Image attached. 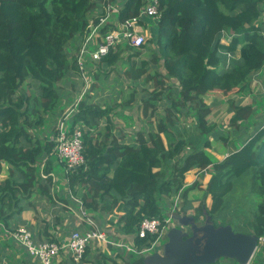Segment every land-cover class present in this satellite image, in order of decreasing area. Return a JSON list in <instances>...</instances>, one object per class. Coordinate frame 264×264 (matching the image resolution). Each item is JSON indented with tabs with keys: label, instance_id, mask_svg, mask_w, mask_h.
Instances as JSON below:
<instances>
[{
	"label": "trees",
	"instance_id": "16d2710c",
	"mask_svg": "<svg viewBox=\"0 0 264 264\" xmlns=\"http://www.w3.org/2000/svg\"><path fill=\"white\" fill-rule=\"evenodd\" d=\"M148 1L0 0V173L5 174L0 178V224L7 231L23 224L22 212L37 215L41 202L53 210L54 224H60L63 212L70 214L66 207L78 210L75 198L85 212L101 217L122 212L117 232L132 236L140 249L155 238L137 236L141 220L162 218L165 200L179 191V213L193 211L200 225L209 217L219 227L229 224L224 219L228 211L242 210L229 204L233 200L238 205L234 193L244 187L259 198L246 233L264 240V110L257 116L256 104L229 101L231 115L222 127L207 121L210 106L204 102L214 91L252 93L253 77L264 68V0H156L159 17L147 23L148 45L155 49L117 45L96 62L97 70L113 69L124 52L132 53L126 59L131 88L126 104L140 103L145 127L127 140L109 117L122 104L102 108L79 101L70 124L82 132L84 164L64 172L66 191L53 189V174L63 162L55 155L53 141L40 133L63 108L59 84L79 73L75 53L82 38L105 17L108 6L118 2L116 22L122 23L137 17ZM114 27L105 23L100 31ZM224 35L228 45L221 43ZM236 53L238 58L226 68L227 54ZM140 54L148 59L139 60ZM151 65L154 70L149 72ZM51 132L53 138L55 127ZM229 139L235 148L221 160L209 152L213 142L224 146ZM193 170L200 179L210 174L197 207L186 191L200 188V181L184 184L185 174ZM208 196L211 204L206 207ZM45 205L40 213H45ZM41 222L45 226L35 238L54 240L47 233L48 223ZM259 243L262 251L264 242ZM92 247L77 264H143V257H125L124 250L115 252L117 261ZM112 248L106 249L114 253ZM18 252L12 241L0 243V264ZM262 255H254L250 264H264ZM23 256L22 261L31 264L25 252Z\"/></svg>",
	"mask_w": 264,
	"mask_h": 264
},
{
	"label": "built area",
	"instance_id": "2783aa9c",
	"mask_svg": "<svg viewBox=\"0 0 264 264\" xmlns=\"http://www.w3.org/2000/svg\"><path fill=\"white\" fill-rule=\"evenodd\" d=\"M106 15L100 19L98 25L91 28V30L82 38L80 46L75 53L76 65L84 83H89V74L87 72L86 64L88 61H100L102 57L106 56L109 51L114 50L117 45H124L131 48H140L145 43L143 30L139 27L142 17H151L155 20L159 17L157 11V1L149 0L147 4L141 9L137 17L128 19L122 23H117L114 28L108 29L102 33L100 28L107 23L110 17V12L113 10L112 6L106 9ZM145 35V34H144ZM82 79V80H83ZM78 102L74 104V109L70 114L64 113L58 120L55 126V134L51 139L54 143V152L59 161L65 165V173L73 171L74 169L84 164L83 157V139L82 132L79 127H71V115L75 111ZM180 199V191L175 196V202L172 209L167 216L162 218H144L139 224L137 236L140 239H148L152 236L155 238L147 243V245L137 248L132 242L129 247L122 243L114 242L109 238L106 233L96 226L91 220L88 219L85 211L79 204V212L90 226L89 229H79L71 232L69 237L63 241L54 240H36L33 233L25 226L16 227L13 231H6L7 239H10L25 249L27 254L34 258L38 264H52L60 252L65 251L69 253L73 262L79 263L88 246H104L111 245L124 250L127 248L129 253H134L143 257L145 254L155 250L158 251L159 243L168 233L172 224H177L174 219L175 208H178L177 200ZM264 242L263 239H261ZM125 251V250H124Z\"/></svg>",
	"mask_w": 264,
	"mask_h": 264
},
{
	"label": "rangeland",
	"instance_id": "374dc122",
	"mask_svg": "<svg viewBox=\"0 0 264 264\" xmlns=\"http://www.w3.org/2000/svg\"><path fill=\"white\" fill-rule=\"evenodd\" d=\"M112 20H114V18H112ZM143 36H144V39H145V43L144 44L148 45V40L150 39V32L148 31V34L147 33H143ZM121 46L125 47L124 45H121ZM148 46H150L151 49H155V46L152 43H150ZM129 55H132V53H127V51H126V52H124L122 54V57H124V58L125 57H129ZM139 59H148V57L144 56L143 54H140L139 55ZM125 65H126L125 62L119 61L116 64V66L114 67L115 69L113 68L114 71L109 72V73H111V78L114 77V76H117L118 79L123 82V85L116 84L114 90H111V91H109L108 88L99 90L100 85L97 82L95 83L94 81H92V79L90 77V73L95 71V69L91 70L92 69L91 67L87 68V72L89 74V83L88 84L84 83L85 80L82 78L80 73H78L77 75H74L72 77V81L71 82H66L65 85L60 83L59 87L63 88L64 97H65V98H63L61 100V105H63V108L59 112V114L57 115L58 117L48 120L47 125L45 126V128L42 130V132L40 134L47 136L51 140L52 139V133H53V132H51V130H52L53 127H55L57 125L58 120L62 117V115L64 113L70 114L72 112V109H74V104L76 102H79V101L84 100V99L88 100V101H89V99H92L93 101H95L99 105H102L103 104L102 100L105 99V98H108L110 96L109 93H114L115 95H114L113 98H115V100L118 99L120 101L119 103L122 104V105H120L121 107H120L119 110L124 111V110H127L126 108H129L130 106H132L131 104H126V100L128 99V97L130 95L131 88H127L128 81L125 80L126 76L124 74V71L126 70L125 69V67H126ZM152 68H154V65H151L149 67V72L152 71ZM113 69H111V70H113ZM160 69H162V68L161 67L157 68V70L161 72ZM162 72H164L163 69H162ZM262 73H263L262 76L259 77V78L253 77L254 81L252 80L250 85H251L253 96L257 93V95L254 96L255 99H256L257 104L259 103L258 105L261 106L264 109V72H262ZM98 79H100V80L102 79V74L98 75ZM119 80H117V82H119ZM149 84H151V82ZM92 85H95V87H91ZM78 90H79V92L77 94L76 92ZM214 92H218V91H214ZM218 93H219V94H217L218 95V99L223 100V102H224L223 110L222 111H220V110L215 111V109L212 110L210 108V114L207 116V121L209 123H210V121L211 122H216V123L222 122L223 123L222 127H224V125H227L228 122H229V115L226 114V110H227L229 101L236 102V101L239 100V101H241L242 105L250 104V103L253 102L252 101V97L247 96L246 98L245 97L242 98L241 96H239V94L236 92V90H233L232 92H230L227 95H224V94H222L220 92H218ZM208 95H209L208 96V98H209L208 102H210V101H212L213 99L216 98V97L213 98V96L215 95V94H213V92H211ZM132 112L135 115V114L138 113V109L137 110L134 109ZM118 113H119V111H118ZM227 113H228V111H227ZM262 114L264 115V111L262 112ZM119 118H120L119 115H116V114L113 115V120L114 121H119L120 120ZM186 121H187V123H189L190 120H186ZM140 124H141V129L145 127V123H138L137 121H135L133 123H130L128 126L124 125L123 127L129 132H133V131L139 129ZM228 133L229 132H227V134ZM236 145H238V144H236ZM234 148H235V146L232 144V141L229 139L228 143L226 145H224V146L222 144L218 143V142H216V143L213 142L212 143V147L209 150V152L214 157H216L218 160H221L223 158V156L225 155V153H229L230 151L234 150ZM64 171H65V165L64 164H58L57 169L55 171V176H56L57 185H59L62 188L54 186V189L58 188V190L66 191L65 183H64L65 182V180H64ZM188 176H189V178L191 177L190 178L191 179L190 180L191 181L190 185L193 184L197 180H199L200 183H201L200 188L190 189V190L186 191L187 198L195 200L194 203H193V206L197 207L203 200V191H202V189H204L206 187V184H207V182L210 179V174L209 173H205L204 177H202L200 179V177H201L200 173L198 171H196V170H193L191 173L188 174ZM184 184H186L185 181H184ZM185 187H188V186H185ZM234 196H235L234 198L237 201L238 205H236L233 202V200H231L229 205L233 204V205H235V208L238 207V206H241L242 210L240 208L238 210L237 209H235V210L231 209L230 211H228L224 215V219L229 221L228 225L231 226V229H232V231L234 233H243V234H247V235H252L251 233H246V231H248L247 223L252 220L250 217L253 216V212L256 209L257 203L259 202V198L257 197L256 192L254 190H250V188H248L247 191H246L244 189V187H242L240 189H237L236 192L234 193ZM174 202H175V196L172 197L169 200H165V206L167 208H166L165 212L163 213L164 217L167 216L170 213V211L172 209V205L174 204ZM177 203H178V208H175L174 216H179L181 214V213H179L180 206H181V203H182L181 198L177 200ZM204 203H205L206 207H209L210 204H211V198L208 196L205 199ZM236 210L239 212V214H238V212L236 213ZM192 213H193V211H189V214H192ZM195 224H196V226L200 227V224L197 223L196 221H195ZM175 226H176L175 224L171 225V227H175ZM0 227L3 228V232L2 233L6 236L7 229H5L4 226H2V225H0ZM177 229H180L184 234L188 233V228L187 227L184 228V227H179L178 226ZM75 230H79V229H75ZM72 231H74V230H71V229L68 230V234H67L68 236H66L65 239L67 237H69V235L71 234L70 232H72ZM103 231L106 233V235L108 237L110 236V238L112 240H114V242L122 243V244H125V245L129 246V247L132 246L131 240L127 241L128 238L127 239H123V238L121 239V237L118 238L116 236V234H117V227L116 226L112 225L109 228L106 227V228H104ZM2 233L0 234V237H1ZM120 235L124 236L122 234H120ZM6 238H7V236H6ZM167 240L168 239L166 238V239H162L160 241L159 247H158V251H157L158 253L162 254V252H160V247H163V246L165 247L166 243H168ZM6 241H8V244L10 243V240H8V239H6ZM260 242H262V241H260ZM0 243H3V242H0ZM260 245H261L260 243L257 245V248H256V251H255L254 255H256L257 253H260V252L262 254V251H263L262 261H264V249L261 251ZM107 246H111V245H104V246H102V245L101 246L94 245L92 248L96 249V250L100 249L99 251H102V249L103 250L106 249ZM112 247H113L112 249H114V253H112V254L110 253V256L112 258H114L115 260L120 261V259H117L115 257V255H116L115 252L117 251V249H119V252H122L123 249L117 248V247H114V246H112ZM90 250L91 249H89L87 252H89ZM124 250H125L124 251V256L126 257V255L129 253L128 251H130V250H127L126 247H124ZM130 254L133 255L132 256L133 259L139 258V255H137V254H134V253H130ZM153 254H155V250L145 254L143 256L144 257L143 264H163L159 260V258L157 256H153L150 260H148V258H150V256L153 255ZM90 255H93V252H91ZM23 257H24L23 256V252L19 251L17 254L14 255V259H11V260L7 261L6 264H15L16 263V259L22 261ZM59 257H62L63 261H67V264H73L72 262L70 263L67 260L68 258H70V255H69V253H65V251L60 252L59 256L56 259L53 260L52 264L55 263L58 260ZM168 263H170V262H168ZM215 264H236V263L231 262L227 258H221Z\"/></svg>",
	"mask_w": 264,
	"mask_h": 264
},
{
	"label": "crops",
	"instance_id": "0c3cea01",
	"mask_svg": "<svg viewBox=\"0 0 264 264\" xmlns=\"http://www.w3.org/2000/svg\"><path fill=\"white\" fill-rule=\"evenodd\" d=\"M104 8L105 7H102V10ZM117 12H118V2H117V4L113 5V10L110 12V17L107 19V24H109L110 26H114V25L117 24V22H116ZM112 18H114V20H112ZM150 20L152 21V20H155V19L151 18V17H142L139 27L143 30V33H147L148 34L149 26H148L147 23ZM221 43L224 44V45H228V40H227L225 35H224ZM127 58L128 57H125V58L122 57V60H121V62H125L126 63L125 69H128V66H129V64H128L129 62L126 61ZM232 58L237 59L238 58V53H236L235 55L227 54V56H226L227 63H226V66H225L226 68L229 66V61ZM132 59H133V57H132ZM133 60H135V59H133ZM139 60H137V61H139ZM86 67L87 68L91 67L92 68L91 70L95 69V71L90 73V77H91L92 81H94L95 83L97 82L100 85L99 90L108 88V90L111 91V90H114L116 84L123 85V82L121 80H119L117 76H114V77L111 78V73H109V72L114 71L115 68L113 70H111V69H107V70L98 69L97 70L98 67L96 66V64L94 62L92 63L90 61L87 62ZM152 70H154V68H152ZM160 70L162 71V69H160ZM125 71H124V74L126 73ZM262 72H264V68L262 69V71H260L254 77L255 78L261 77L262 74H263ZM99 74L100 75L102 74V79L101 80L98 79V75ZM126 78L127 77H125V80L128 81V83H127V88H128V85H130V81L128 79H126ZM117 80H119V82H117ZM253 81H254V78H253ZM93 87H95V85H93ZM141 87H137V92H138L139 95L142 94V92L140 91ZM78 92H79V90L76 93L78 94ZM109 94H110V96L108 98H105V99L102 100V103H103L102 105H99L98 103H96L92 99H89V101L88 100L87 101L90 102V103H94V104H96L98 106H101L102 108H104L106 106H111V105L113 106V105L118 104L120 102L118 99L115 100V98H113L114 95H115L114 93H109ZM213 94H215L213 96V98L216 97L215 99H213L212 101L208 102V100H209L208 96L209 95H206L204 97V102L208 106H210V108L212 110L215 109V111H217V110L222 111L223 107H224L223 106V104H224L223 100L218 99V95H217V94H219L218 92H213ZM256 95H257V93L254 96H256ZM239 96H241L242 98L243 97L246 98L247 96L252 97V101H253L252 104H256L257 105L256 108L259 110L258 113H257V116H259L261 114L262 110H264L261 106L258 105L259 103L257 104L256 99L253 96V93H251L250 95H239ZM236 102H239V100L236 101ZM131 105L132 106H130L129 108H126L127 110H124V111L119 110L121 106L117 105V107L110 113V116H109L111 118L112 124L115 126L114 130L116 129V132H117V130L121 129L122 132L124 134H126V139L127 140H129L136 131H139L141 129V124H140L139 129H137V130H135L133 132L127 131L123 127L124 125L128 126L130 123H133L135 121H137L138 123H145V120L141 116L140 103L138 101H134V102L131 103ZM245 105H249V104H245ZM134 109H136V110L138 109V113L135 114V115L132 112ZM227 110H228V107H227ZM227 110H226V114H228L229 117H230L231 114H229V112L227 113ZM118 111H119V113H118ZM114 114L120 116V118H119L120 120L119 121H114L113 120V115ZM210 123H214L217 126H222V124H223L222 122L216 123V122H211V121H210ZM224 127H226V125H224ZM191 172L192 171H189L188 173L185 174V178H184V181L186 182L185 186H190V183H191V181H190L191 179L190 178L191 177L189 178L188 174L191 173ZM3 177H5V174H4V172H1L0 173V178H3ZM53 178H54V186L60 187L59 185H57L55 173L53 174ZM187 178H189V180ZM60 188H62V187H60ZM53 189H54V187H53ZM54 190L57 191L58 188L54 189ZM77 200L78 199L73 198V202L74 203H76ZM41 203L43 205H45L43 202H41ZM193 203H192V205H193ZM42 204L37 205V210H36L37 211V215L34 214L35 213L34 211H24V212H22L21 213V220L23 221V224H19L16 227L25 226L26 228H28L33 233L34 237H36V236H38L37 232L39 230H43V228L45 226V223L41 222L42 220H44L49 225L48 228H47L48 235L51 238H53L54 240H58V241L65 240V237L68 236L67 234H68V230L69 229H71V230L73 228H75V229H86V227H89L88 221L83 216H81L79 210H75L76 208H73V207H70V206L66 207V208H68L70 214L63 212L64 213V220L62 221V223L54 224L55 221L53 220V210L48 208L45 205V208H46L45 213H40V208L39 207H41ZM78 209H79V206H78ZM85 213L88 216V219L91 220L101 230H104V228H106V227L109 228L110 226H112L113 225V224H111L112 221L114 222V226H115V224L118 222V219L123 215L122 212H115L114 214L109 215L107 217H101L95 212H85ZM180 215H182V214H180ZM185 215H191V214H189V212H188ZM175 225H176L175 227H177V224H175ZM171 228H173V227H171ZM2 232H3V228H2ZM2 232H0V234ZM116 236L118 238L121 237V239L122 238L123 239H127L128 238L127 241L131 240V238H132V236H128V235L121 236L120 233H118V232H117ZM109 238H110V236H109ZM166 238H167V234L164 235L163 239H166ZM6 239H7L6 236L2 233V235L0 237V242L8 243V241H6ZM35 239L37 240V238H35ZM60 239H63V240H60ZM8 240H10V239H8ZM10 241H12V240H10ZM12 242L19 249V251L25 252L27 254V252L25 251L24 248H22L20 245H18L14 241H12ZM131 243H132V240H131ZM102 251L107 253L108 255H110V253H111V251H109L108 249H104V250L102 249ZM7 252H9V250H7ZM160 252H162V254H160V253H158V254L163 256L164 255V246L160 247ZM27 256L29 257V259H30L29 262L31 264H35V263L38 264V262L34 258L30 257L28 254H27ZM62 261H63L62 257H59L58 260L55 263H53V264H67V261H63V262ZM6 262H7V260H3L1 264H6ZM15 264H26V263H25V261H21V260H17L16 259V263Z\"/></svg>",
	"mask_w": 264,
	"mask_h": 264
},
{
	"label": "water",
	"instance_id": "95a60500",
	"mask_svg": "<svg viewBox=\"0 0 264 264\" xmlns=\"http://www.w3.org/2000/svg\"><path fill=\"white\" fill-rule=\"evenodd\" d=\"M177 227L188 228L187 238L177 227L169 229L164 255L155 253L163 264H212L221 258L234 259L238 264H249L261 241L255 235L234 233L230 225L214 227L206 217L200 227L191 215L175 216ZM144 262V257H143ZM170 262V263H168Z\"/></svg>",
	"mask_w": 264,
	"mask_h": 264
},
{
	"label": "flooded vegetation",
	"instance_id": "af4514ba",
	"mask_svg": "<svg viewBox=\"0 0 264 264\" xmlns=\"http://www.w3.org/2000/svg\"><path fill=\"white\" fill-rule=\"evenodd\" d=\"M191 235V232L189 231V227H188V233H187V236H185L184 238H187Z\"/></svg>",
	"mask_w": 264,
	"mask_h": 264
},
{
	"label": "clouds",
	"instance_id": "9594fccd",
	"mask_svg": "<svg viewBox=\"0 0 264 264\" xmlns=\"http://www.w3.org/2000/svg\"><path fill=\"white\" fill-rule=\"evenodd\" d=\"M155 253H158V252H155Z\"/></svg>",
	"mask_w": 264,
	"mask_h": 264
}]
</instances>
